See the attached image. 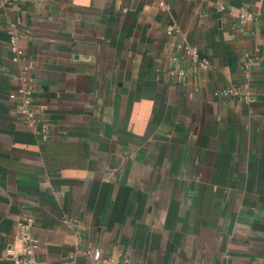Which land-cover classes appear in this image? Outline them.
I'll return each instance as SVG.
<instances>
[{
  "label": "crops",
  "instance_id": "obj_1",
  "mask_svg": "<svg viewBox=\"0 0 264 264\" xmlns=\"http://www.w3.org/2000/svg\"><path fill=\"white\" fill-rule=\"evenodd\" d=\"M25 217L46 264H264V0H0V264Z\"/></svg>",
  "mask_w": 264,
  "mask_h": 264
},
{
  "label": "built area",
  "instance_id": "obj_2",
  "mask_svg": "<svg viewBox=\"0 0 264 264\" xmlns=\"http://www.w3.org/2000/svg\"><path fill=\"white\" fill-rule=\"evenodd\" d=\"M18 0H9V2H16ZM162 7L166 6L160 3ZM254 15L247 10H241L239 18L241 21L253 20ZM7 33L9 34V49L12 54L13 61H20L24 58L25 53L20 45L22 37V31L20 28V22H11L7 26ZM175 32H179V28L175 24H169L166 27V33L171 35ZM181 56L188 60L190 64L196 66L200 70H205L209 66V61L206 56L201 55L199 49L184 42L178 44ZM246 62L245 65H248ZM32 68V63L29 61L24 67L25 70ZM172 73L181 80L183 78V69L176 67ZM15 80L18 81V86L14 92L9 94V98L17 99L19 102L17 113L24 119L25 124L31 128L34 132L40 133L43 138L49 135L48 126L44 122H40L37 115L32 108L34 84L32 78L19 73L16 75ZM223 96H233L238 94V89L235 87H227L219 92ZM34 222L31 217H25L21 219L16 225L15 238L19 242V249H9L10 264H46L40 260L37 256V251L40 247V242L33 234ZM85 253L97 263L103 264H117L115 260L110 257H106L102 254L98 248H89ZM121 264H126L121 263Z\"/></svg>",
  "mask_w": 264,
  "mask_h": 264
}]
</instances>
